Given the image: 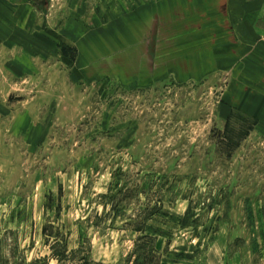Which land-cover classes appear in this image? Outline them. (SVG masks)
Instances as JSON below:
<instances>
[{"label": "rangeland", "instance_id": "374dc122", "mask_svg": "<svg viewBox=\"0 0 264 264\" xmlns=\"http://www.w3.org/2000/svg\"><path fill=\"white\" fill-rule=\"evenodd\" d=\"M191 1L0 0V264H264V0Z\"/></svg>", "mask_w": 264, "mask_h": 264}, {"label": "crops", "instance_id": "0c3cea01", "mask_svg": "<svg viewBox=\"0 0 264 264\" xmlns=\"http://www.w3.org/2000/svg\"><path fill=\"white\" fill-rule=\"evenodd\" d=\"M185 1V0H183ZM193 4L189 5V13H192V15L194 14L195 16L193 18H189V20H187V17L184 16L182 13H178L177 14V19L174 21H166V25H177L180 24L182 26L188 27H194L195 29H199V14L201 12V9L197 3L196 0H192L191 1ZM154 7V6H152ZM152 7H148L147 8V12L149 15V22L147 23V29L143 28L144 27V23L143 20L138 22H133V26L136 30H142L143 32L140 31H135L136 34H138V36L136 37L137 41H133L131 44H127L126 41H124V37L118 33H116L117 35H120V39L119 41H121L123 44H125L126 47L129 48V46H134L136 48L135 51L139 52L141 55H143L144 57H146V64H148L149 68L151 70H153L154 66L156 65L157 60V56L156 53L159 52L160 46L164 47L163 45H165V43L168 41L169 42V47L173 46L174 44H176V41H183V39L181 40L180 38L178 39H170V37L168 38V40H165L168 36L167 34H169L170 29H166V30H162V28L160 27V24L163 23H159L160 19H159V11L155 9L156 12H154L152 9L149 10V8ZM184 9V8H181ZM170 11L168 10L167 13H169ZM187 13V12H186ZM181 19V20H179ZM138 28V29H137ZM145 29V30H144ZM174 29V28H173ZM175 30V29H174ZM188 32V31H187ZM186 46H191L194 42L193 37H189L186 39ZM195 41H199L198 39H196ZM214 41H212L211 44H213ZM195 46L197 45V43L194 44ZM204 45V44H202ZM198 46V45H197ZM133 49V48H132ZM131 49V50H132ZM137 49V50H136ZM159 49V50H158ZM164 49V48H163ZM130 50V49H129ZM175 51V50H172ZM213 51V50H212ZM182 50L179 49L178 53L176 50V56H173L170 60V62H174V66L173 68H175L174 70L178 71L180 74H182V69H183V63H181L182 60H186L185 62H195L197 64H199V59L203 58V53H201V57H199V46L195 49H193V51H189V53H191L190 55H194V57H190V58H184V56L180 57ZM132 56H134V51H130V53ZM147 55V56H145ZM188 56V55H187ZM203 60V59H202ZM198 66V65H196ZM184 70V69H183ZM156 72H153L152 76L155 75Z\"/></svg>", "mask_w": 264, "mask_h": 264}, {"label": "trees", "instance_id": "16d2710c", "mask_svg": "<svg viewBox=\"0 0 264 264\" xmlns=\"http://www.w3.org/2000/svg\"><path fill=\"white\" fill-rule=\"evenodd\" d=\"M156 255V250L154 248L150 250H143V248L137 249L133 264H156V262H154L157 258ZM81 261L83 262L80 264H88V260H86L85 257L81 258Z\"/></svg>", "mask_w": 264, "mask_h": 264}]
</instances>
